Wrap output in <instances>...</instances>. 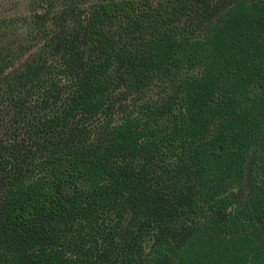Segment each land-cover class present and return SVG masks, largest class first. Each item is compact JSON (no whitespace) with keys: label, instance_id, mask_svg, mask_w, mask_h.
Segmentation results:
<instances>
[{"label":"trees","instance_id":"trees-1","mask_svg":"<svg viewBox=\"0 0 264 264\" xmlns=\"http://www.w3.org/2000/svg\"><path fill=\"white\" fill-rule=\"evenodd\" d=\"M25 4L0 264H264V0Z\"/></svg>","mask_w":264,"mask_h":264},{"label":"rangeland","instance_id":"rangeland-1","mask_svg":"<svg viewBox=\"0 0 264 264\" xmlns=\"http://www.w3.org/2000/svg\"><path fill=\"white\" fill-rule=\"evenodd\" d=\"M26 0H0V15H20L25 12Z\"/></svg>","mask_w":264,"mask_h":264}]
</instances>
